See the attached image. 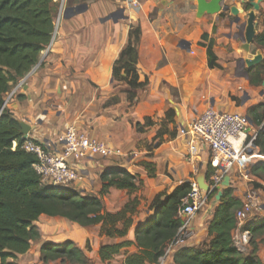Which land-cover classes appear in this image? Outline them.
I'll return each instance as SVG.
<instances>
[{
    "label": "crops",
    "instance_id": "obj_1",
    "mask_svg": "<svg viewBox=\"0 0 264 264\" xmlns=\"http://www.w3.org/2000/svg\"><path fill=\"white\" fill-rule=\"evenodd\" d=\"M68 1L72 3V0H66L64 8L77 6L69 5ZM129 1L91 0L85 3L86 9L82 13L66 17L63 12L58 13V4L53 0L57 7L50 46L40 54L38 69L26 74L5 106L14 119L30 128L26 143L32 140L48 149L54 148L59 135L73 126L112 151L106 159L71 160L70 165L78 172V180L62 190L100 197L102 183L99 176L113 168L124 169L136 178V192L128 194L110 188L100 197L107 213H116L127 202L138 198L132 225L124 238L110 239L100 235L99 225L79 227L60 218H38L74 229L79 245L87 242L98 261L101 247L133 242L134 228L152 217L153 212L148 207L158 193L170 194L180 184L194 179L196 171L209 167L205 153L190 160L188 142L178 133L180 128L208 107L235 112L264 103L261 100L264 89L261 85H250L248 70L238 58L245 14L231 17L227 12L231 5L244 11L245 6L235 0H224L220 14L205 15L197 20L196 6L192 2L169 0L161 2L159 7L158 0H136L139 6L132 7ZM120 10L122 13L116 21L105 20ZM246 10H250L249 5ZM152 13L155 17L150 20ZM263 20L264 2L256 14L258 33L263 30ZM130 25L141 28L137 69L140 81L148 80L147 89L136 92L133 107H128L124 93L129 89L112 79V65L127 44ZM203 35L205 39H202ZM209 41L213 42L212 51L218 66L215 69L208 68L206 48L199 45L207 46ZM257 49L260 47L253 44L252 50ZM261 50L264 56V49ZM114 96L119 98V103L104 108V103ZM168 110L174 113L172 123L164 120ZM145 119L151 120L150 126H145ZM136 124L140 125L139 132ZM253 154L260 156L254 150ZM146 165L153 171L152 178L148 177ZM234 181L231 177L230 187ZM240 196L242 194L235 196L233 193L234 198L241 200ZM201 215L202 212L193 220V236L184 246L196 248L206 242V226L212 214L202 225ZM234 232L236 241L243 237L247 243L249 233L246 235L245 229L239 231L237 228ZM135 252L136 247L130 246L119 255L124 259ZM158 264H174L173 253L161 257Z\"/></svg>",
    "mask_w": 264,
    "mask_h": 264
},
{
    "label": "trees",
    "instance_id": "obj_2",
    "mask_svg": "<svg viewBox=\"0 0 264 264\" xmlns=\"http://www.w3.org/2000/svg\"><path fill=\"white\" fill-rule=\"evenodd\" d=\"M91 0H72L69 5L85 4ZM57 5L53 0H0V264H14L17 256L28 252L30 245L40 239L35 222L40 216L64 219L79 227L100 226L104 237L124 238L132 225L139 200L135 197L127 202L120 211L107 213L103 210L101 198L110 188L137 191L136 178L124 169L113 168L104 171L99 179L102 183L100 197L80 195L73 190H49L40 182L33 166L38 162L36 156L23 149L26 140L22 139L19 122L3 107L6 94L30 72L39 61L52 39L54 13ZM248 10V9H247ZM246 6H245V11ZM155 13L150 15V20ZM263 30L255 37L254 44L264 49ZM206 36L203 35L202 39ZM141 40L139 25H130L126 46L119 52L112 65V79L125 85L128 107H133L136 92L148 87V80L140 81L137 66L140 64L138 46ZM206 48L209 69L218 68L213 55V42L199 44ZM252 87H259L264 77V59L255 68L247 71ZM119 103L117 96L109 98L104 108ZM173 111L164 114V120L172 123ZM247 116L253 126L260 128L254 149L264 157V103L249 108ZM145 119V126L151 125ZM140 131V125H135ZM38 144L36 141H29ZM13 143L16 146L13 147ZM148 168V177H153ZM252 172L263 171L264 161L251 166ZM211 174L205 169L206 181ZM264 181V180H263ZM189 181L177 186L170 194L158 193L151 201L148 210L152 217L133 230V242L109 244L99 249L101 263L109 262L122 250L135 246L136 252L126 256L121 264H158L166 246L176 236L181 225L176 211L182 198L189 192ZM216 189L208 195L211 201ZM222 197L207 222L206 242L193 247H181L173 254L174 264H264L256 254V247L250 240L252 250L244 256L234 244L233 233L237 229L236 212L242 208L240 199L233 197V190L221 189ZM264 228V222L257 228L246 230L250 236ZM42 262L66 260L70 264H86L83 252L71 241L65 240L58 245L43 244L40 247Z\"/></svg>",
    "mask_w": 264,
    "mask_h": 264
},
{
    "label": "built area",
    "instance_id": "obj_3",
    "mask_svg": "<svg viewBox=\"0 0 264 264\" xmlns=\"http://www.w3.org/2000/svg\"><path fill=\"white\" fill-rule=\"evenodd\" d=\"M54 1L58 4V13L61 14L66 0ZM129 4L132 7L139 6L136 0H130ZM38 67L39 64L31 70V73ZM24 78L6 94L3 107L14 97L16 89ZM259 129L252 125L245 114L208 107L185 127L180 128L178 133L188 142L187 154L190 160L202 153H208L211 174L207 182L212 192L220 185L225 175H232L233 172L243 174L244 169L256 158L253 154V142L257 138ZM56 144L60 147L56 145L48 149L40 143H26L23 146L24 150L36 156L38 162L33 168L39 175L41 184L49 190H62L76 183L78 172L70 165L71 160L80 161L94 157L106 159L112 153L97 139L78 132L73 126L67 127L59 135ZM189 185V192L181 199L176 211V218L181 225L176 236L166 246L163 257L170 253L174 254L192 238V222L208 204V195L211 192L209 194L202 192L195 179H192ZM241 202L242 208L236 212L237 228L242 225L251 210L249 204L242 200ZM245 234L248 235V232ZM238 240L241 245L246 243L243 237Z\"/></svg>",
    "mask_w": 264,
    "mask_h": 264
},
{
    "label": "rangeland",
    "instance_id": "obj_4",
    "mask_svg": "<svg viewBox=\"0 0 264 264\" xmlns=\"http://www.w3.org/2000/svg\"><path fill=\"white\" fill-rule=\"evenodd\" d=\"M158 1H160V4H158V6L160 7L162 6L161 2H165L169 0H158ZM254 51L255 50H252V52ZM261 89L264 88L261 87ZM261 98H262L261 100L264 101L263 95ZM232 99H234V97H232ZM235 103L237 105L239 104L238 101H236ZM248 109L249 108L245 107L243 109H236L234 111L241 112V114L247 115ZM262 128L264 130V125ZM254 153L259 156L256 148L254 149ZM205 155L206 157L209 158L207 152H205ZM261 160L264 161V157L262 156L256 157L252 165L257 164ZM202 171H205V168H201L200 170L196 171L195 178ZM240 173L232 174L230 178L233 177L235 179L233 186H231L233 193H235V196L242 194V196H240L241 200L244 203L249 204L251 207V210L247 213L244 222L242 223V225L238 227V230L242 231L243 229L248 230L251 227L257 228V226H261V224L264 222V181H263L264 172L263 171L252 172L251 166L249 165L244 169L243 174ZM209 203L210 201H208L207 204L208 207H209ZM35 226L39 228V230L40 229L43 230L41 231L42 233L40 239L38 241H34L31 243L30 248L26 254L17 256L16 260H14V264H70L68 261L61 259L49 260L46 262H42L41 260V255H40L41 245L43 244L58 245L65 240L71 241L77 248H79L83 252L87 261L86 264H121L122 263L123 256L119 254L113 256L112 260H110L109 262H105V263L99 262L97 259V254L92 250V248H90L87 242L82 243L81 246L79 245L81 243L77 241V235L75 232H73L74 229H72L69 226L63 227L61 224L54 223V221L51 220L49 221L48 219H42V217L41 219H38ZM233 234L235 235V232ZM234 235H233L234 243L236 247L240 249V252H242L244 256H246L251 252L252 245L250 244V240H252L253 244L256 247V254L258 258L261 260L262 263H264V228L261 229L258 233L254 234L253 236L250 235L249 237L247 236L246 238L247 243L243 245H241L238 242L239 240L238 241L235 240Z\"/></svg>",
    "mask_w": 264,
    "mask_h": 264
},
{
    "label": "water",
    "instance_id": "obj_5",
    "mask_svg": "<svg viewBox=\"0 0 264 264\" xmlns=\"http://www.w3.org/2000/svg\"><path fill=\"white\" fill-rule=\"evenodd\" d=\"M192 2L196 6L195 17L197 20H200L202 17L213 16L220 14L222 11V6L224 0H175L176 3L182 2ZM240 5H249L250 10L245 12L244 9L237 8L235 5H231L227 8V12L231 17H237L239 15L245 14V23L243 29V41L238 44V58L242 61L246 70H251L258 66L264 59L263 53L261 49H257L252 52V45L254 44L255 37L258 34L257 31V22L256 14L260 9V4L264 2V0H235ZM86 9L85 4H80L75 7L64 8L63 15L66 14V17H72L76 14L82 13ZM121 10L116 14H110L105 20L112 19L116 21V17L121 15ZM261 87L264 88V77L261 82ZM263 93V92H262ZM20 133L22 139L25 140L29 133L30 128L24 123L19 122ZM195 182L198 188L209 194L211 192L210 186L206 181L205 171L200 172L195 178ZM230 186V174L225 175L222 182L219 186L216 187L217 193L214 195L212 200L209 203V207L206 206L201 215L200 223L203 224L204 220H206L214 211V208L219 203L222 193L221 189L228 188Z\"/></svg>",
    "mask_w": 264,
    "mask_h": 264
},
{
    "label": "flooded vegetation",
    "instance_id": "obj_6",
    "mask_svg": "<svg viewBox=\"0 0 264 264\" xmlns=\"http://www.w3.org/2000/svg\"><path fill=\"white\" fill-rule=\"evenodd\" d=\"M244 6H246V5H244ZM206 168H209V167H206Z\"/></svg>",
    "mask_w": 264,
    "mask_h": 264
}]
</instances>
